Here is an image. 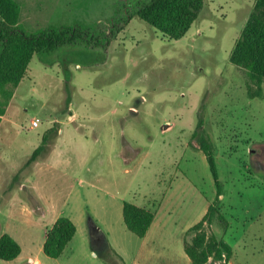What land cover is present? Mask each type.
<instances>
[{
  "label": "rangeland",
  "instance_id": "obj_1",
  "mask_svg": "<svg viewBox=\"0 0 264 264\" xmlns=\"http://www.w3.org/2000/svg\"><path fill=\"white\" fill-rule=\"evenodd\" d=\"M15 1L18 23L34 32L64 25L105 31L115 12L121 16L144 0ZM254 2L202 0L179 39L134 16L106 48L93 49L101 61L80 50L67 55L64 71L33 56L0 116V231L14 217L31 219L27 240L36 241L41 223L29 213L43 206L51 214L63 210L78 232L57 259L35 251L41 264H106L100 256L146 264L143 237L125 227L122 203L154 213L161 207L149 247L158 255L148 264H183L178 255H184L185 232L216 191L189 132L192 120L195 128L201 119L203 136L215 146L219 213L227 222L215 216L211 230L231 248L227 264H264V163L249 155L264 148V80L250 79L228 61ZM246 83L260 86L262 97L250 98ZM53 125L63 134L57 131L47 150L28 162L33 137ZM119 151L127 155L125 172ZM207 264L219 262L210 258Z\"/></svg>",
  "mask_w": 264,
  "mask_h": 264
},
{
  "label": "trees",
  "instance_id": "obj_2",
  "mask_svg": "<svg viewBox=\"0 0 264 264\" xmlns=\"http://www.w3.org/2000/svg\"><path fill=\"white\" fill-rule=\"evenodd\" d=\"M202 8V0H144L135 5L126 6L119 15L115 12L110 18L111 28L105 31L90 30L79 25L44 27L34 32L26 31L19 23V4L15 0H0V116L5 112L14 88L22 79L33 56L46 66L58 63L64 71L70 60L67 55L80 50L91 53L96 62L102 60L94 48L104 49L115 34L128 24L132 17L144 21L164 36L179 39L190 28L193 20ZM228 61L247 70L250 79L264 80V0H255L249 21L237 36ZM246 83V93L250 98H261L262 90L257 85L253 89ZM59 127L53 125L45 132L42 145L31 154L28 162L35 160L45 145L55 139ZM204 125L198 119L192 137L198 141V149L203 153L208 164L216 191L214 202L209 204L204 215L185 232L183 250L191 264H207L211 258L219 264H227L232 251L228 244L218 239L211 230L212 219L218 216L227 224L219 213L222 184L218 177L215 162V146L209 137H204ZM154 219V212L124 201L122 220L125 227L139 238L145 236ZM89 221H92L91 219ZM75 225L65 216L58 217L47 230L42 251L50 258H58L75 233ZM90 247L95 251L94 238L89 235ZM112 253L118 255L112 248ZM20 253L19 244L8 234L0 235V259L9 261ZM97 253V252H96ZM98 255V254H97ZM100 256V255H98ZM106 264L117 262L100 256Z\"/></svg>",
  "mask_w": 264,
  "mask_h": 264
},
{
  "label": "crops",
  "instance_id": "obj_3",
  "mask_svg": "<svg viewBox=\"0 0 264 264\" xmlns=\"http://www.w3.org/2000/svg\"><path fill=\"white\" fill-rule=\"evenodd\" d=\"M132 108H135V107H132ZM118 115H121V114L118 113ZM191 126H192V128L189 129V132L193 133V128H194L193 120L191 122ZM170 127H168V128H170ZM49 128L50 127H48V129ZM48 129L45 128L42 134L37 135L36 137H33V140H34V143H35L34 150L40 146V144L42 142V139H43V136H44L46 130H48ZM62 134H63V129L61 127L58 130V136L62 135ZM57 139L54 140V144L52 146L53 147L52 149L56 148ZM115 156L116 157L119 156L122 159V162H119V164H118L119 169L122 172L127 171L128 159H127L126 153H122V152L119 151L118 153L115 154ZM243 169H244V171L249 172L248 167L244 166ZM80 182H83V181L80 180ZM221 197H222V194L220 195V200H221ZM209 204H210V202H208L206 200V204L203 205L202 212H201L200 215L203 216V214L206 212ZM160 209H161V207H160ZM160 209L155 210L154 219H153L148 231L146 232L145 236L142 239V243H143L142 245H143V248H144V253L147 254L146 257L144 258L145 260H147L146 264H148L149 260L153 263V261L157 259L156 256L158 255V253H155L153 250L150 249L151 247H153L152 245H150V243H153L152 234L155 231V227H156V224H157V221H158V216H159V213H160ZM63 213H64L63 210H59L58 212H54L53 214H51V213H49L47 211V209L44 208V206L42 207L41 211H36L35 213H31V212L29 213L28 216H31V218L33 219L34 222L38 221V222L41 223L40 232L38 233V238L36 239V241H33V240H29L28 241L27 240L29 238L27 236V233L30 230H32L31 229L32 225H31V222H30L31 219L24 220L21 217H17V218L14 217L11 220L10 224H4L3 223L2 229L0 231V235L3 234V233H6V234L10 235L19 244L20 253L13 260L5 261V260H1L0 259V264H41L40 258L38 256L34 255V252L35 251H37V252L42 251V247H43V243H44V240H45L46 232L51 227V225L54 223V221L60 216H65V217H68L69 219H71L72 222H74V218L71 215L67 216V215H63ZM121 214H122V212H121ZM202 216H200V218ZM196 222H194V223H196ZM75 228H76L75 233H74L72 239L68 242V244L72 242V240L75 238L76 233L78 232L77 231V226H75ZM68 244L66 245V247L68 246ZM183 252H184V250H183ZM93 254H94V252H93ZM184 255H183V253H179L178 260L179 261L182 260L183 264H191L189 258L185 254V252H184ZM53 259H57V258H53Z\"/></svg>",
  "mask_w": 264,
  "mask_h": 264
},
{
  "label": "flooded vegetation",
  "instance_id": "obj_4",
  "mask_svg": "<svg viewBox=\"0 0 264 264\" xmlns=\"http://www.w3.org/2000/svg\"><path fill=\"white\" fill-rule=\"evenodd\" d=\"M249 155H251L252 158L255 157L254 161L260 163V158L262 160L261 162L264 163V148H261L259 152L256 151V149H250Z\"/></svg>",
  "mask_w": 264,
  "mask_h": 264
},
{
  "label": "built area",
  "instance_id": "obj_5",
  "mask_svg": "<svg viewBox=\"0 0 264 264\" xmlns=\"http://www.w3.org/2000/svg\"><path fill=\"white\" fill-rule=\"evenodd\" d=\"M31 126H32V127H37V126H38V122H37L36 120H33V121L31 122Z\"/></svg>",
  "mask_w": 264,
  "mask_h": 264
},
{
  "label": "water",
  "instance_id": "obj_6",
  "mask_svg": "<svg viewBox=\"0 0 264 264\" xmlns=\"http://www.w3.org/2000/svg\"><path fill=\"white\" fill-rule=\"evenodd\" d=\"M89 225H90V224H89ZM91 227H92V228H91ZM90 228H91L92 230H94V231H98V228L96 227L95 224L91 225ZM94 254H95V253H94Z\"/></svg>",
  "mask_w": 264,
  "mask_h": 264
}]
</instances>
